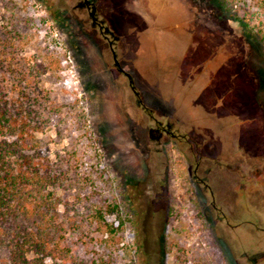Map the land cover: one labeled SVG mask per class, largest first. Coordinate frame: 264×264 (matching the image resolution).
Listing matches in <instances>:
<instances>
[{
	"label": "rangeland",
	"instance_id": "obj_1",
	"mask_svg": "<svg viewBox=\"0 0 264 264\" xmlns=\"http://www.w3.org/2000/svg\"><path fill=\"white\" fill-rule=\"evenodd\" d=\"M81 2L0 7L63 106L44 154L99 155L90 189L126 224L103 262L264 264V0H95L109 35Z\"/></svg>",
	"mask_w": 264,
	"mask_h": 264
},
{
	"label": "trees",
	"instance_id": "obj_2",
	"mask_svg": "<svg viewBox=\"0 0 264 264\" xmlns=\"http://www.w3.org/2000/svg\"><path fill=\"white\" fill-rule=\"evenodd\" d=\"M8 9L0 7V264H105L107 249L120 253L126 224L109 222L118 205L90 189L102 179L98 154L89 152L92 165L78 149L56 162L44 154L39 135L63 106L46 86L49 64L25 55L20 18Z\"/></svg>",
	"mask_w": 264,
	"mask_h": 264
},
{
	"label": "flooded vegetation",
	"instance_id": "obj_3",
	"mask_svg": "<svg viewBox=\"0 0 264 264\" xmlns=\"http://www.w3.org/2000/svg\"><path fill=\"white\" fill-rule=\"evenodd\" d=\"M79 6L86 8L89 11V14H90V17H91V20H92L94 27H99L101 32H105V34L109 35L108 30L104 29L103 24L97 20L95 0H82V2L79 4ZM163 11L165 12L166 17H170L171 13H173L172 10H165V8L163 9ZM107 35L105 36L106 38L109 37ZM110 46H112V44H110ZM117 66L119 67L118 63H117ZM121 72H123V71L121 70ZM160 127L161 128L158 129V132L160 133V135H163L164 132L170 133L168 131V128H165L163 126H160Z\"/></svg>",
	"mask_w": 264,
	"mask_h": 264
}]
</instances>
